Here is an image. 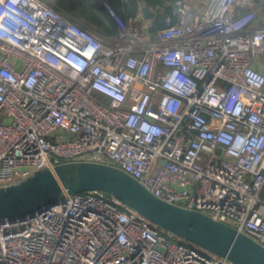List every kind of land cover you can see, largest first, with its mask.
I'll return each instance as SVG.
<instances>
[{"label":"built area","instance_id":"built-area-1","mask_svg":"<svg viewBox=\"0 0 264 264\" xmlns=\"http://www.w3.org/2000/svg\"><path fill=\"white\" fill-rule=\"evenodd\" d=\"M197 1L154 32L106 2L101 38L55 0H0V188L85 157L264 245V24L255 0ZM0 264L236 263L91 190L0 217Z\"/></svg>","mask_w":264,"mask_h":264},{"label":"water","instance_id":"water-1","mask_svg":"<svg viewBox=\"0 0 264 264\" xmlns=\"http://www.w3.org/2000/svg\"><path fill=\"white\" fill-rule=\"evenodd\" d=\"M142 4L145 16L155 18L157 13L147 1ZM150 30L154 32L156 25ZM91 190L114 195L161 229L236 264H264V245L251 236L204 212L166 202L124 170L94 161L45 167L17 184L0 188V217L23 218L68 195Z\"/></svg>","mask_w":264,"mask_h":264},{"label":"trees","instance_id":"trees-1","mask_svg":"<svg viewBox=\"0 0 264 264\" xmlns=\"http://www.w3.org/2000/svg\"><path fill=\"white\" fill-rule=\"evenodd\" d=\"M147 5L157 13L154 23L157 29L165 26V17L173 13L174 0H146ZM59 8L68 11L75 20L82 26L91 29L101 38L106 36L117 37L120 34L117 20L106 6L110 3L118 15L127 20L136 16L142 0H55ZM264 2V0H262ZM258 4L262 10V20H264V5ZM240 15H244L246 9L241 7ZM243 21V20H242ZM262 24H264L262 22ZM102 99L107 100L104 96ZM179 240L188 243L186 240Z\"/></svg>","mask_w":264,"mask_h":264},{"label":"crops","instance_id":"crops-1","mask_svg":"<svg viewBox=\"0 0 264 264\" xmlns=\"http://www.w3.org/2000/svg\"><path fill=\"white\" fill-rule=\"evenodd\" d=\"M191 1H192L193 3H197V4H199L197 0H191ZM261 5H264V2H263ZM257 8H258L259 16L261 17V15H262V10H261V7L258 6V4H257ZM261 20H262V17L260 18V20H259V22H258L259 25H263L262 22L264 23V20H263L262 22H261ZM261 61H262V63H264V56L262 57Z\"/></svg>","mask_w":264,"mask_h":264},{"label":"rangeland","instance_id":"rangeland-1","mask_svg":"<svg viewBox=\"0 0 264 264\" xmlns=\"http://www.w3.org/2000/svg\"><path fill=\"white\" fill-rule=\"evenodd\" d=\"M259 6V5H258ZM80 159L79 160H84L85 159V157H79ZM165 232L167 233V234H169V235H172L173 237H175V238H177V239H179L180 237L179 236H177V235H175V234H173L172 232H169V231H167V230H165ZM188 242V241H187ZM188 243H190V244H193L194 245V243H191V242H188ZM196 245V244H195ZM210 252V251H209Z\"/></svg>","mask_w":264,"mask_h":264}]
</instances>
